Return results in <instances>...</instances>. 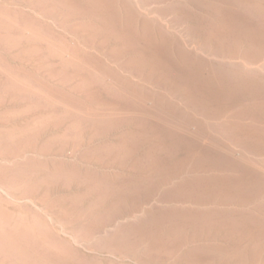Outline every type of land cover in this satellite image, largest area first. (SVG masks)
Returning <instances> with one entry per match:
<instances>
[{"label":"rangeland","instance_id":"1","mask_svg":"<svg viewBox=\"0 0 264 264\" xmlns=\"http://www.w3.org/2000/svg\"><path fill=\"white\" fill-rule=\"evenodd\" d=\"M244 3L0 0V264H264Z\"/></svg>","mask_w":264,"mask_h":264},{"label":"bare ground","instance_id":"2","mask_svg":"<svg viewBox=\"0 0 264 264\" xmlns=\"http://www.w3.org/2000/svg\"><path fill=\"white\" fill-rule=\"evenodd\" d=\"M245 1H246V3H244L245 8L247 7V9H246L247 13L246 14H248V16L255 22V25L258 28L260 27V29L264 31V0H262L261 3L254 4V5L249 4L247 0H245ZM241 2H244V1H241Z\"/></svg>","mask_w":264,"mask_h":264}]
</instances>
